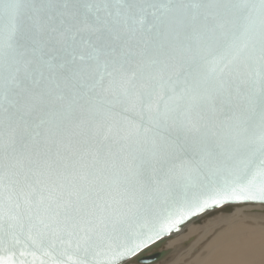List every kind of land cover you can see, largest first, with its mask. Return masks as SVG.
Here are the masks:
<instances>
[{
    "label": "snow or ice",
    "instance_id": "1",
    "mask_svg": "<svg viewBox=\"0 0 264 264\" xmlns=\"http://www.w3.org/2000/svg\"><path fill=\"white\" fill-rule=\"evenodd\" d=\"M249 202L264 0H0V264H115Z\"/></svg>",
    "mask_w": 264,
    "mask_h": 264
},
{
    "label": "bare ground",
    "instance_id": "2",
    "mask_svg": "<svg viewBox=\"0 0 264 264\" xmlns=\"http://www.w3.org/2000/svg\"><path fill=\"white\" fill-rule=\"evenodd\" d=\"M241 211L245 215L264 218L263 215L238 210L233 215L219 216L212 219L204 226L190 227L188 234L181 236L171 244L172 248L186 242L190 237H195L197 241V236L191 232L198 228L206 227L203 229L201 237L199 236L198 243L202 241L204 243V239H207L210 235L212 236L208 238L209 240L205 246L192 259L188 258L196 241L179 254L171 264H264V228H262L263 226L259 227V223L256 224L257 227L250 226V224L247 226L244 221L238 220L241 218H238L209 225L213 221L232 217ZM239 216L241 215L239 214Z\"/></svg>",
    "mask_w": 264,
    "mask_h": 264
},
{
    "label": "water",
    "instance_id": "3",
    "mask_svg": "<svg viewBox=\"0 0 264 264\" xmlns=\"http://www.w3.org/2000/svg\"><path fill=\"white\" fill-rule=\"evenodd\" d=\"M246 209H251L248 211L250 214H259L264 216V203L249 202L245 204L225 205L221 209L203 213L200 217H193L191 220L180 226L179 232H174L171 236H165L163 239L158 240L154 244H150L148 247L138 251L136 254L117 260L115 264H168L172 261L173 257L177 255L176 253L179 250L187 248L190 245L191 240L176 245L173 248L171 247V244L175 240L188 234L190 227L204 226L208 223V221L219 216L233 215L237 210ZM23 242L27 244L26 238L23 239ZM29 248L30 250L35 251V249H31L30 245ZM37 255L40 256L41 253L37 252ZM53 255H55V253ZM19 259L23 260V264H40L39 261H33L31 256ZM41 259L44 261V264H54L51 257L41 256ZM62 259H64V264H71V261L67 260L66 257ZM97 261L98 264H109V258L105 256L97 257Z\"/></svg>",
    "mask_w": 264,
    "mask_h": 264
},
{
    "label": "rangeland",
    "instance_id": "4",
    "mask_svg": "<svg viewBox=\"0 0 264 264\" xmlns=\"http://www.w3.org/2000/svg\"><path fill=\"white\" fill-rule=\"evenodd\" d=\"M249 210H251V209H249ZM248 209H246L245 210V213L247 212V211H249ZM238 211V210H237ZM243 212L241 211V212H237L234 216H232V217H229V218H223V219H219V220H217V221H213L212 223H210L209 225H211V224H213V223H220V222H227V221H229V220H231V219H238V218H241V219H238V220H242V221H244V223L247 225V226H249V224H250V226L252 225V226H254V227H257L256 226V224H258L259 225V227H262V228H264V225H262V224H264V218L263 217H259V216H250V215H245L244 213L242 214ZM239 214L241 215V216H239ZM257 219H256V218ZM244 218H246V219H244ZM253 219V220H255V221H253V220H251V219ZM250 219V220H249ZM258 221V222H257ZM262 223V224H261ZM208 225V226H209ZM197 227H199V226H197ZM206 227H204V228H198V229H195V230H193L191 233L193 234V235H196L197 236V241H196V239H195V237H190L187 241H189V240H191V243H190V245H192L195 241V245L193 246V248L190 250V254H189V258L188 259H192L201 249H202V247H204L205 246V244H206V242H208V238L209 237H211L212 235H210V236H208L207 237V239H204L205 241H204V243H202V242H199L198 243V241H199V239H200V237H201V233H202V231H203V229H205ZM190 229V228H189ZM200 236V237H199ZM189 245V246H190ZM203 245V246H202ZM188 246V247H189ZM187 247V248H188ZM187 248H184V249H181V250H179L176 254V256H174L173 257V259H172V261H174L176 258H177V256L179 255V254H181L185 249H187ZM172 261L171 262H169L168 264H171L172 263ZM166 264V263H165Z\"/></svg>",
    "mask_w": 264,
    "mask_h": 264
}]
</instances>
